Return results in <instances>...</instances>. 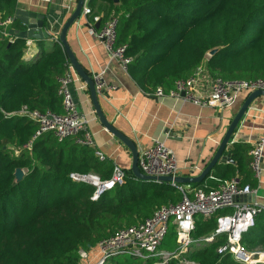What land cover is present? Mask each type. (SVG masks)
Masks as SVG:
<instances>
[{"label":"trees","instance_id":"trees-1","mask_svg":"<svg viewBox=\"0 0 264 264\" xmlns=\"http://www.w3.org/2000/svg\"><path fill=\"white\" fill-rule=\"evenodd\" d=\"M102 2L118 19L117 46H125L130 59L128 73L148 95L158 89L169 93L176 82L193 77L203 66L211 78L226 81L264 79V0H91ZM18 0H0V20L14 19ZM13 22L0 29V264H78L80 249H89L119 230L139 225L162 206L177 204L184 194L168 183L146 182L126 172V184L94 202V188L76 183L71 174L95 173L102 180L112 177L115 165L100 158L96 150L70 138L62 142L45 133L31 150L16 155L39 127L20 111H51L62 114L60 79L69 70L63 47L55 43L26 61V40L14 39ZM219 49L213 57L209 52ZM233 163L217 164L210 176L194 188L216 189L232 178L241 186L258 188L250 163L248 142L233 143ZM17 169L25 171L17 181ZM224 209L205 218L196 216L193 237H207L217 228ZM177 233L170 227L160 249L174 251ZM226 236L194 244L184 255L194 264H241L217 249ZM253 249L264 245V211L256 226L243 237ZM123 264H140L126 258Z\"/></svg>","mask_w":264,"mask_h":264},{"label":"built area","instance_id":"built-area-1","mask_svg":"<svg viewBox=\"0 0 264 264\" xmlns=\"http://www.w3.org/2000/svg\"><path fill=\"white\" fill-rule=\"evenodd\" d=\"M87 1L82 14L91 17L88 32L98 39L112 59L119 61L124 70L128 71L130 59L125 56L126 47L117 46L118 19L111 17L102 23V19L94 15L86 6ZM13 22L14 19L11 18L0 20V29L7 30ZM5 35L9 36L7 32ZM58 39L59 37L56 41ZM74 72L73 67L69 65L68 72L60 79L59 94L64 109L62 114L51 111H30L27 108L20 111L21 115L35 121L39 129L28 144L15 149L16 155L24 150H31L33 142L42 134L49 132L53 133L60 142L73 138L76 143L96 150L94 135L87 128L86 119L79 111L69 89ZM205 73H207L205 67L201 66L193 77L177 81L175 88L169 93L158 89L154 95L182 99L200 107L226 109L236 102L240 93L250 94L256 90H264V79L249 82L226 81L209 76L211 86L206 91L203 83ZM94 82L99 95L106 89H115L109 86L102 76H95ZM263 153L264 133L250 151L252 157L250 167L257 178L262 172ZM96 155L103 158L97 150ZM138 165L141 172L148 176L173 178L181 176L176 155L163 142L158 141L142 149L139 152ZM126 177V171L118 166H115L113 175L108 180H102L95 173L70 175L72 181L88 184L94 188L91 196L94 202L99 201L116 187L126 184ZM174 187L184 194L180 203L162 206L152 217L139 225L123 228L115 235L101 240L94 247L80 249L78 264H113L112 261L119 257L137 259L140 264H167L172 259L184 256L194 244L203 241L212 242L219 236H226L227 240L217 249L218 255H230L241 264H264V252L248 251L242 243L244 235L256 226V218L264 211L262 205L244 202L245 196L255 194L256 190H252L249 186H241L238 178L224 181L216 189L194 188L191 185ZM224 209H231L232 212L218 218L214 233L199 239L193 237L196 216L210 218ZM171 226L176 228V248L174 251H162L160 247ZM186 264L191 262L187 261Z\"/></svg>","mask_w":264,"mask_h":264},{"label":"crops","instance_id":"crops-1","mask_svg":"<svg viewBox=\"0 0 264 264\" xmlns=\"http://www.w3.org/2000/svg\"><path fill=\"white\" fill-rule=\"evenodd\" d=\"M77 3L78 0H18V9L45 16L46 29L52 34V39L42 43L34 40L26 42V61L34 60L40 51L54 47ZM86 6L101 19L108 14L109 7L102 2L91 5V0H88ZM91 21L90 16L82 14L69 30L67 43L90 77L94 79L97 75L102 76L109 86L115 87L99 95L105 117L122 135L134 142L139 152L155 142H163L176 155L181 176L200 175L214 157L229 125L249 94L240 93L236 102L226 109L200 107L178 98L148 95L120 62L112 59L98 39L88 32ZM11 39L13 41L14 37ZM51 41H54L53 46ZM203 83L208 91L211 86L208 73H205ZM69 89L86 119L87 128L94 135L96 150L115 166L132 172L131 151L101 124L93 107L89 87L76 72L73 73ZM263 133L264 98H259L245 115L232 141L254 145ZM261 168L258 188L255 194H251L255 197L249 201L244 199V202L264 206V157ZM247 250L264 252V245Z\"/></svg>","mask_w":264,"mask_h":264},{"label":"water","instance_id":"water-1","mask_svg":"<svg viewBox=\"0 0 264 264\" xmlns=\"http://www.w3.org/2000/svg\"><path fill=\"white\" fill-rule=\"evenodd\" d=\"M113 2L118 5L120 0H113ZM86 4V0H78L77 6L71 17L67 20L65 25L63 26L61 33L59 35V39L55 41V43H59L68 58L69 64L73 67L75 72L80 76V78L88 85L93 107L97 114L98 119L101 124L106 128L108 132H110L114 137L120 140L132 153L133 162H132V174L133 176L142 181L146 182H155V183H168L172 186H188L194 185L204 182L210 177L211 172L215 168L217 164H231L233 163L231 153L228 148L233 144V136L234 133L239 128L241 122L243 121L245 115L251 108L252 104L259 98H264V90H256L250 93L241 106L238 113L235 115L231 124L228 127V130L217 149L214 157L209 162L207 167L202 171V173L196 177H183L177 176L173 177H152L145 175L141 172L139 168V151L134 142L124 135H122L105 117L103 110L101 108L99 102V94L95 88V82L92 77L84 70V68L80 65L77 60L74 52L71 50L70 46L67 43V34L72 26L77 22V20L81 17L84 5ZM15 22H18L20 27L24 30H15L11 29L9 32L10 37H14V39H23V40H34L38 43H42L45 40L52 39V34L49 33L46 29V17L42 15H38L35 13H30L21 9H17L16 15L14 18ZM99 28V25H97ZM219 49H214L209 52V57H213L218 53ZM25 176V172L22 169H17L15 172L16 180L19 182ZM251 197H255L254 195H247L245 199L249 201Z\"/></svg>","mask_w":264,"mask_h":264},{"label":"rangeland","instance_id":"rangeland-1","mask_svg":"<svg viewBox=\"0 0 264 264\" xmlns=\"http://www.w3.org/2000/svg\"><path fill=\"white\" fill-rule=\"evenodd\" d=\"M51 43H52V46H53L54 41H51ZM126 258H129V257L115 258L112 262H113V264H123V262H125ZM187 261H189V260H187L186 258H184V256H182V257H179L178 259H172V260L168 261L167 264H186ZM162 262H164V260ZM189 262H191V264H194V262H192V261H189ZM109 264H111V263H109Z\"/></svg>","mask_w":264,"mask_h":264}]
</instances>
